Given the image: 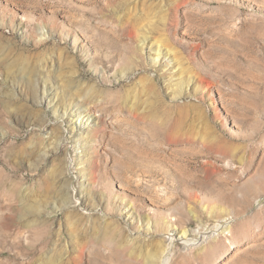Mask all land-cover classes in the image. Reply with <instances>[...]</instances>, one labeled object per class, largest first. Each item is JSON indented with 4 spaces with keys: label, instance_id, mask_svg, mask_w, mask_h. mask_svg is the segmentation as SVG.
I'll use <instances>...</instances> for the list:
<instances>
[{
    "label": "rangeland",
    "instance_id": "obj_1",
    "mask_svg": "<svg viewBox=\"0 0 264 264\" xmlns=\"http://www.w3.org/2000/svg\"><path fill=\"white\" fill-rule=\"evenodd\" d=\"M166 255L264 264V0H0V264Z\"/></svg>",
    "mask_w": 264,
    "mask_h": 264
},
{
    "label": "bare ground",
    "instance_id": "obj_2",
    "mask_svg": "<svg viewBox=\"0 0 264 264\" xmlns=\"http://www.w3.org/2000/svg\"><path fill=\"white\" fill-rule=\"evenodd\" d=\"M46 31L47 30H45V26L40 24L38 27V35H37L39 41L45 40L50 35V33L49 32L47 33ZM50 31H51V27H50ZM65 34H68V33L66 32ZM66 117H67V114H66ZM68 117H69L68 119L71 120L70 121L71 130H74L76 127H80V126L84 125L85 121H87V119L89 120V117L87 119H84V117L81 116L80 112L75 113L74 111H71L70 116H68ZM67 197H68V195L66 196V198ZM53 207L57 208L56 205H54ZM176 227L177 226L168 227L167 237L170 239V241L177 239L180 242H182L185 246H191L194 241L189 239V237H188L189 229H187L186 227H182L181 229L178 230V229H176ZM209 244H210L209 247H211L214 245V242L209 243ZM168 248H169V246L166 249H163L162 253L167 251ZM169 261H170V256L166 255L159 260V264H169Z\"/></svg>",
    "mask_w": 264,
    "mask_h": 264
}]
</instances>
